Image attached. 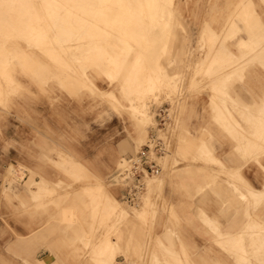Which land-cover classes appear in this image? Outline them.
Instances as JSON below:
<instances>
[{
  "label": "rangeland",
  "instance_id": "1",
  "mask_svg": "<svg viewBox=\"0 0 264 264\" xmlns=\"http://www.w3.org/2000/svg\"><path fill=\"white\" fill-rule=\"evenodd\" d=\"M0 1V264H264V0ZM161 109L160 173L123 203Z\"/></svg>",
  "mask_w": 264,
  "mask_h": 264
},
{
  "label": "built area",
  "instance_id": "2",
  "mask_svg": "<svg viewBox=\"0 0 264 264\" xmlns=\"http://www.w3.org/2000/svg\"><path fill=\"white\" fill-rule=\"evenodd\" d=\"M168 110L158 111L156 130L150 135L148 142L127 161V168L122 176L131 184L123 192V203H130L139 194L143 181L149 177H156L160 173L158 160L167 152L164 140L159 136V131L166 125Z\"/></svg>",
  "mask_w": 264,
  "mask_h": 264
},
{
  "label": "bare ground",
  "instance_id": "3",
  "mask_svg": "<svg viewBox=\"0 0 264 264\" xmlns=\"http://www.w3.org/2000/svg\"><path fill=\"white\" fill-rule=\"evenodd\" d=\"M2 1H3V0H2ZM36 1H37V0H36ZM48 1H49L50 3L53 2L52 5H50V6H53L54 3H55V2H54L55 0H48ZM61 1L64 2V4H65V3H69L70 0H61ZM71 1H73L74 3L76 2V4L79 3V4H77V5L75 6L76 8H80V9H78V10H80V11H83V10L87 11V12H84V11H83V13H86V14H85L86 17H88V14H87V13H90V16H91V10H90L91 8H90L89 5L92 6V3L89 4V1H90V0H71ZM105 1H107V0H103L102 2H105ZM117 1H119V3H120L122 0H121V1H120V0H117ZM141 1H142V0H140V1H136V3L138 2L137 4H141V3H140ZM143 1H144V3H145V0H143ZM245 1H246V0H245ZM0 2H1V1H0ZM39 2H40V0H39ZM115 2H116V1H115ZM115 2H113V3L115 4ZM128 2H129V1H128ZM146 2H147V0H146ZM3 3H4V2H3ZM5 3L7 4V2H5ZM36 3H37V2H36ZM74 3H72V5H73ZM83 3H84V4H83ZM107 3H108V2H107ZM107 3H104L103 6H104L105 4H107ZM121 3H122V2H121ZM125 3H126V2H125ZM147 3H148V2H147ZM15 4H16V2H15ZM17 4H19V3L17 2ZM21 4H22V3H21ZM37 4H38V3H37ZM95 4H97V3H95ZM4 5H5V4H4ZM4 5H3V7H4ZM7 5H8V4H7ZM55 5H56V3H55ZM124 5H125V4H124ZM127 5H128V4H127ZM143 5H145V4H143ZM167 5H168V4H167ZM250 5H251V4H250ZM12 6H13V5H12ZM59 6H60V5H59ZM100 6L102 7V4H101ZM115 6H116V5H115ZM139 6H141V5H139ZM139 6H138V7H139ZM146 6H147V4H146ZM168 6H169V5H168ZM240 6H241V5H240ZM3 7H2V9H3ZM15 7H17V6H15ZM19 7H20V6H19ZM54 7H56V6H54ZM81 7H83V9H81ZM87 7H89V9H88ZM94 7H96V6H92V9H94ZM101 7H100V9H101ZM113 7H114V6H113ZM136 7H137V6H136ZM141 7H142V6H141ZM151 7H152V6H151ZM169 7H170V6H169ZM6 8H7V7H6ZM39 8H40V7H39ZM42 8H44V7H42ZM56 8H57V7H56ZM62 8H63V7H62ZM64 8H65V7H64ZM64 8H63V9H64ZM103 8H104V7H103ZM106 8H108V7H106ZM115 8H116V7H114V9H115ZM123 8H124V6H123ZM126 8H128V6H127ZM8 9H9V8H8ZM47 9H49L48 6H47ZM59 9H60V8H59ZM63 9H62V10H63ZM66 9H67V8H66ZM97 9H98V8H97ZM114 9H113V10H114ZM121 9H122V6H121ZM124 9H125V8H124ZM146 9H147V7H146L145 9H143V7H142L141 10H145V11H146ZM9 10H10V9H9ZM13 10H14V9H13ZM44 10H45V9H42L41 11H44ZM56 10H57V9H56ZM56 10H55V11H56ZM62 10H61V11H62ZM64 10H65V9H64ZM64 10H63V11H64ZM94 10H95V9H94ZM141 10H140V11H141ZM147 10H149V9H147ZM5 11H7V10L5 9ZM5 11H4V12H5ZM18 11H19V10H18ZM23 11H24V10H23ZM47 11H48V10H47ZM63 11H62V12H63ZM67 11H68V10H67ZM67 11H66V12H67ZM71 11H72V10H71ZM74 11H75V8H74ZM74 11H73V12H74ZM80 11H79V12H80ZM89 11H90V12H89ZM103 11H104V10H103ZM103 11H102V12H103ZM114 11H115V10H114ZM128 11H129V9H128ZM128 11H127V12H128ZM149 11H150V10H149ZM152 11H153V10H152ZM24 12H25V11H24ZM31 12H32V11H31ZM57 12H58V11H57ZM59 12H60V11H59ZM59 12H58V14H59ZM73 12H72V13H73ZM77 12H78V11H77ZM92 12H94V11H92ZM98 12H100V11H98ZM98 12H97V13H98ZM116 12H117V10H116ZM118 12H119V11H118ZM118 12H117V13H118ZM130 12H131V10H130ZM130 12H129V13H130ZM141 12L143 13L144 11H141ZM45 13H46V12H45ZM45 13H44V15H45ZM72 13H71V14H72ZM74 13H75V12H74ZM129 13H128V14H129ZM133 13H134V12H133ZM144 13H145V12H144ZM150 13H151V12H150ZM22 14H23V13H21V15H22ZM42 14H43V13H42ZM50 14H51V11H50ZM62 14H63V13H62ZM75 14H76V13H75ZM80 14H82V13L80 12ZM80 14H77V15H80ZM94 14H95V13H94ZM98 14H99V13H98ZM103 14H104V13H103ZM109 14H110V13H109ZM114 14H115V13H114ZM122 14H123V11H122ZM126 14H127V13H126ZM130 14H132V13H130ZM235 14H236V13H235ZM34 15H35V14H34ZM51 15H55V14H51ZM51 15H49V18H50ZM60 15H61V14H60ZM92 15H93V14H92ZM101 15H102V13H101ZM18 16H19V15H18ZM29 16H30V15H29ZM58 16H59V15H58ZM58 16H55V17H58ZM63 16H64V15H63ZM66 16H67V15H66ZM75 16H76V15H75ZM75 16H74V17H75ZM81 16L83 17V15H80V17H79V16H78V17H79V18H82ZM105 16H106V15H105ZM119 16H120V12H119ZM146 16H147V15H146ZM146 16H145V18H146ZM148 16H149V15H148ZM167 16H168V15H167ZM12 17H13V16H12ZM15 17H16V16H15ZM47 17H48V16H47ZM53 17H54V16H53ZM71 17H73V14H72ZM71 17H70V18H71ZM78 17H77V18H78ZM94 17H95V16H94ZM98 17H99V16H98ZM127 17H128V16H127ZM131 17H132V16H131ZM131 17H130V18H131ZM10 18H11V17H10ZM23 18H24V17H23ZM26 18H27V16H26ZM41 18H42V17H41ZM65 18H66V17H65ZM96 18H97V17H95V19H96ZM108 18H109V17H108ZM108 18H107V19H108ZM118 18H119V17H118ZM121 18L123 19V18H125V17H124V16H123V17L120 16V19H121ZM148 18H149V17H148ZM16 19H17V18H16ZM52 19H54V18H52ZM83 19H84V20H83ZM83 19H82V21L84 22V21H85V18H83ZM89 19H90V18H89ZM92 19H93V18H92ZM102 19H103V18H102ZM105 19H106V18H105ZM122 19H121V20H122ZM127 19H128V18H127ZM131 19H132V18H131ZM244 19H245V18H244ZM247 19H248V18H247ZM11 20H12V19H11ZM25 20H26V19H25ZM48 20H49V19L47 18V21H48ZM71 20H72V19H71ZM75 20H76V19H75ZM86 20H88V19H86ZM90 20H91V19H90ZM98 20H101V19L99 18ZM117 20H118V19H117ZM23 21H24V20H23ZM37 21H38V20H37ZM51 21H52V20H51ZM57 21H58V20H57ZM67 21H68V20H67ZM76 21H77V20H76ZM76 21H75V22H76ZM78 21H79V20H78ZM78 21H77V23L79 24L80 22H78ZM80 21H81V20H80ZM82 21H81V22H82ZM96 21H97V19H96ZM129 21H132V20H129ZM246 21H247V20H246ZM13 22H14V21H13ZM19 22H22V21H20V19H19ZM48 22H49V21H48ZM53 22H54V21H53ZM65 22H66V19H65ZM69 22H71V21H69ZM69 22H68V23H69ZM75 22H74V23H75ZM86 22H87V21H86ZM94 22H95V21H94ZM98 22H99V21H98ZM102 22H105V21H102ZM116 22H117V21H116ZM119 22H120V21H118L117 23H119ZM126 22H127V20H126ZM133 22H135V21L133 20ZM133 22H131V23H133ZM23 23H24V22H23ZM25 23H27V22H25ZM44 23H45V22H44ZM50 23L52 24V22H50ZM50 23H49V25L51 26ZM57 23H58V22H57ZM71 23H72V22H71ZM109 23H110V22H109ZM121 23H122V22H121ZM123 23H125V22H123ZM129 23H130V22H129ZM131 23H130L129 25H131ZM37 24H39V23H37ZM45 24H46V23H45ZM84 24H85V23H84ZM84 24H83V25H84ZM89 24H90V23H89ZM91 24H92V23H91ZM102 24H104V23H102ZM106 24H107V23H106ZM136 24H137V23H136ZM136 24H134V25L136 26ZM226 24H227V23H226ZM252 24H253V23H252ZM14 25H16V24H14ZM18 25H19V24H18ZM46 25H47V24H46ZM52 25H54V24H52ZM59 25H60V24H59ZM59 25H58V27H59ZM72 25H73V24H72ZM72 25H71V26H72ZM74 25L76 26L77 24H74ZM79 25H82V23L79 24ZM79 25H77L76 27H80ZM83 25H82V26H83ZM107 25H108V24H107ZM111 25H112V24H111ZM124 25H126V24H124ZM166 25H167V24H166ZM250 25H251V24H250ZM253 25H254V24H253ZM21 26H22V25H21ZM84 26H85V25H84ZM84 26H83V27H84ZM94 26H95V25H94ZM132 26H133V25H132ZM132 26H131V27H132ZM135 26H133V27H135ZM144 26H145V25H144ZM146 26H147V25H146ZM251 26H252V25H251ZM251 26H250V27H251ZM257 26H258V25H257ZM259 26H260V25H259ZM26 27H27V26H26ZM36 27H37V26H36ZM48 27H49V26H48ZM55 27H57V26H55ZM87 27H88V25H87ZM109 27H110V26H109ZM116 27H118V26H116ZM116 27H115V29H116ZM119 27H120V26H119ZM124 27H125V26H124ZM124 27L121 26L120 28H124ZM136 27H137V26H136ZM17 28H18V27H17ZM20 28H21V27H20ZM73 28H74V30H75V27H73ZM73 28H70V31L73 30ZM92 28H93V27H92ZM97 28H98V27H97ZM99 28H100V27H99ZM103 28H104V27H103ZM141 28H142V27H141ZM244 28H245V27H244ZM256 28H257V27H256ZM0 29H1V28H0ZM86 29H87V28H86ZM89 29H90V28H88V30H89ZM126 29H127V28H126ZM247 29H248V28H247ZM6 30H7V29H6ZM20 30H21V29H20ZM30 30H31V29H30ZM54 30H55V29H54ZM74 30H73V31H74ZM84 30H85V27H84ZM84 30L82 29L81 32H83ZM93 30H94V29H93ZM93 30H92V31H93ZM98 30H99V29H98ZM128 30H129V29H127V31H128ZM130 30H131V29H130ZM130 30H129V31H130ZM132 30H133V29H132ZM134 30L136 31V29H134ZM139 30H140V29H139ZM141 30H142V29H141ZM263 30H264V29H263ZM32 31H33V30H32ZM32 31H31V32H32ZM47 31H48V29H47ZM59 31H60V30H59ZM73 31H72V33H73ZM79 31H80V30H79ZM89 31H90V30H89ZM92 31H91V33H92ZM96 31H97V29H96ZM99 31H100V30H99ZM99 31H98V32H99ZM116 31H117V30H116ZM127 31H126V32H127ZM135 31H134V32H135ZM143 31H144V29H143ZM143 31H142V32H143ZM255 31H256V30H255ZM4 32H5V31H4ZM15 32H16V31H15ZM28 32H29V30H28ZM31 32H30V33H31ZM35 32H36V31H35ZM76 32H77V30H76ZM110 32H113V31L111 30ZM121 32H122V31H121ZM131 32H133V31H131ZM134 32H133L132 35H134ZM232 32H233V31H232ZM262 32H263V31H262ZM40 33H41V32H40ZM50 33H51V32H50ZM50 33H49V34H50ZM54 33H55V32H54ZM54 33H53V34H54ZM74 33H75V31H74ZM78 33H79V32H78ZM83 33H84V32H83ZM83 33H82V34H83ZM86 33H87V32H86ZM100 33H101V32H100ZM113 33H114V32H113ZM124 33H125V32H124ZM135 33H136V32H135ZM251 33H252V32H251ZM255 33H256V32H255ZM4 34H5V33H3V35H4ZM63 34H65V31H64ZM93 34H94V33H93ZM102 34H103V33H102ZM121 34H122V33H121ZM139 34H141V33H139ZM145 34H146V32H145ZM0 35H1V34H0ZM3 35H2V36H3ZM58 35H59V34H58ZM79 35H81V33H80ZM103 35H104V34H103ZM116 35H117V34H116ZM124 35H128V34H124ZM223 35H224V34H223ZM225 35H227V34H225ZM34 36H35V35H34ZM82 36H83V35H82ZM85 36H86V35H85ZM100 36H101V35H100ZM256 36H257V35H256ZM75 37H76V39H78V38H77V35H76ZM83 37H84V36H83ZM93 37H94V36H93ZM93 37H92V39H93ZM106 37H108V35H107ZM109 37H110V36H109ZM109 37H108V38H109ZM130 37H131V36H130ZM138 37H139V36H138ZM206 37H207V36H206ZM11 38H12V36H11ZM38 38H39V37H38ZM86 38H88V37H86ZM86 38H85V39H86ZM94 38H95V37H94ZM99 38H100V37H99ZM108 38H107V39H108ZM131 38H132V37H131ZM207 38H208V37H207ZM207 38H206V39H207ZM214 38L216 39V37H214ZM260 38H261V37H260ZM32 39H33V38H32ZM36 39H37V38H36ZM69 39H70V37H69ZM79 39H80V37H79ZM82 39H83V38L81 37V40H82ZM95 39H96V38H95ZM102 39H103V38H102ZM124 39H125V38H124ZM129 39H130V38H129ZM30 40H31V39H30ZM52 40H53V39H52ZM62 40H63V39H62ZM62 40H60V41H62ZM86 40H87V39H86ZM86 40H85V41H86ZM97 40H98V39H97ZM97 40H96V41H97ZM104 40H105V39H104ZM108 40H109V39H108ZM120 40H121V39H120ZM126 40H127V39H126ZM131 40H132V39H131ZM176 40H177V39H176ZM213 40H214V39H213ZM213 40L211 41V43L213 42ZM253 40H254V39H253ZM259 40H261V39H259ZM3 41H4V40H3ZM35 41H36V40H35ZM40 41H41V40L39 39V42H40ZM60 41H59V42H60ZM63 41H64V40H63ZM76 41H77V40H76ZM79 41H80V40H79ZM82 41H83V40H82ZM115 41H116V40H115ZM134 41H135V40H134ZM214 41H216V40H214ZM256 41H257V40H256ZM36 42H37V41H36ZM68 42H69V41H68ZM73 42H74V41H73ZM135 42H136V41H135ZM251 42H252V41H251ZM254 42H255V41H254ZM0 43H1V42H0ZM41 43H42V42H41ZM77 43H78V42H77ZM77 43L75 42V44H77ZM131 43H132V42H131ZM172 43H173V42H172ZM3 44H4V43H3ZM38 44H39V43H38ZM64 44H65V43H64ZM66 44H67V43H66ZM213 44H214V43H213ZM238 44H239V43H238ZM256 44H257V43H256ZM256 44H255V45H256ZM0 45H1V44H0ZM34 45H35V44H34ZM44 45H45V44H44ZM240 45H241V44H240ZM240 45H238V46H240ZM243 45H244V44H243ZM251 45H252V44H251ZM39 46H40V45H39ZM74 46H76V45H74ZM142 46H143V45H142ZM170 46H171V45H170ZM241 46H242V45H241ZM253 46H254V45H253ZM257 46H258V45H257ZM2 47H3V46H2ZM5 47H6V46H5ZM208 47H209V46H208ZM243 47L245 48V47H247V45H246V46H243ZM243 47H240L239 49H242ZM248 47H249V46H248ZM212 48H213V47H212ZM244 48H243V49H244ZM255 48H256V47H255ZM1 49H2V48H1ZM6 49H7V48H6ZM11 49H12V48H11ZM43 49H44V48H43ZM43 49H42V50H43ZM104 49H105V48H104ZM222 49H223V48H222ZM245 49H247V48H245ZM249 49H250V48H248V50H249ZM38 50H39V49H38ZM42 50H41V51H42ZM44 50H45V49H44ZM106 50H107V49H106ZM224 50H225V49H224ZM224 50H223V51H224ZM248 50H246V51H248ZM252 50H254V49L252 48ZM102 51H103V48H102ZM107 51H108V50H107ZM110 51H111V50H110ZM242 51H244V50H242ZM246 51H245V53H246ZM6 52H7V51H6ZM15 52H16V51H15ZM42 52H43V51H42ZM7 53H8V52H7ZM11 53H12V52H11ZM19 53H20V52H19ZM243 53H244V52H243ZM255 53H256V52H255ZM0 54H2V53H0ZM45 54H48V53H45ZM49 54H50V53H49ZM103 54H104V53H103ZM205 54H206V53H205ZM7 55H8V54H7ZM15 55H16V54H15ZM51 55H52V54H51ZM211 55H212V54H211ZM5 56H6V54H5ZM5 56H4V57H5ZM17 56H18V55H17ZM20 56H21V55H20ZM104 56H105V55H104ZM136 56H137V54H136ZM136 56H135V57H136ZM242 56H243V55H242ZM0 57H1V56H0ZM2 57H3V56H2ZM13 57H15V56H13ZM46 57H48V56H46ZM46 57H45V58H46ZM49 57H50V56H49ZM98 57H99V55H98ZM101 57H102V56H101ZM109 57H110V56H109ZM125 57H126V56H125ZM169 57H170V56H169ZM221 57H222V56H221ZM245 57H246V56H245ZM260 57H261V56H260ZM19 58H20V57H19ZM104 58H105V57H104ZM106 58H107V57H106ZM110 58H111V57H110ZM171 58H172V57H171ZM205 58H206V57H205ZM208 58H209V57H208ZM218 58H219V57H218ZM256 58H257V57H256ZM7 59H9V58H7ZM134 59H135V58H134ZM215 59H216V58H215ZM4 60H6V57H5ZM48 60H49V59H48ZM135 60H138V59H135ZM229 60H230V59H229ZM235 60H236V59H235ZM50 61H51V60H50ZM67 61H68V60H67ZM96 61H98V59H97ZM96 61H94V62H96ZM107 61H108V60H107ZM195 61H196V60H195ZM204 61H205V60H204ZM238 61H239V60H238ZM249 61H250V60H248V62H249ZM2 62H4V61H2ZM17 62H18V61H17ZM20 62H21V61H20ZM99 62H100V59H99ZM211 62H212V61H211ZM218 62H219V61H218ZM47 63H48V62H47ZM54 63H55V62H54ZM84 63H85V62H84ZM84 63H83V64H84ZM107 63H108V62H107ZM142 63H143V62H142ZM208 63H209V62H208ZM227 63H229V62H227ZM4 64L6 65V61L4 62ZM57 64H58V63H57ZM59 64H60V63H59ZM69 64H70V63H69ZM96 64H97V62H96ZM104 64H105V63H104ZM109 64H110V63H109ZM109 64H107V65H109ZM122 64H123V63H122ZM124 64H125V63H124ZM124 64H123V65H124ZM210 64H211V63H210ZM232 64H233V63H232ZM5 65H4V67H3V66H2V67L5 68V67H6ZM36 65H37V64H36ZM144 65H145V64H144ZM38 66H39V65H38ZM52 66H53V65H52ZM52 66H51V67H52ZM64 66H65V65H64ZM93 66H94V65H93ZM210 66H211V65H210ZM210 66H209V67H210ZM229 66H230V64H229ZM245 66H246V65H245ZM0 67H1V66H0ZM110 67H112V66H110ZM144 67H145V66H144ZM236 67H237V66H236ZM58 68H59V67H58ZM83 68H84V67H83ZM93 68H94V67H93ZM145 68H146V67H145ZM150 68H151V67H150ZM204 68H205V66H204ZM240 68H241V67H240ZM44 69H46V68H44ZM53 69H54V68H53ZM84 69H85V68H84ZM90 69H91V68H90ZM210 69H211V68H210ZM2 70H3V69H2ZM56 70H58V69H56ZM74 70H75V69H74ZM105 70H106V69H105ZM159 70H160V69H159ZM201 70H203V69H201ZM227 70H229V69H227ZM94 71H95V70H94ZM3 72H4V71H3ZM70 72H71V71H70ZM103 72H104V71H103ZM159 72H160V71H159ZM207 72H208V71H207ZM5 73H7V72H5ZM49 73H50V72H49ZM49 73H48V74H49ZM57 73H58V72H57ZM61 73H62V72H61ZM147 73H148V71H146V73H145L146 76L148 75ZM200 73H201V71H200ZM2 74H4V73H2ZM38 74H39V73H38ZM38 74H37V75H38ZM45 74H46V73H45ZM100 74H101V73H100ZM126 74H128V73H126ZM201 74H202V73H201ZM209 74H210V73H209ZM0 75H1V73H0ZM5 75H7V74H5ZM34 75H35V74H34ZM59 75H60V74H59ZM199 75H200V74H199ZM203 75H204V74H203ZM207 75H208V74H207ZM1 76H2V75H1ZM1 76H0V77H1ZM40 76H41V75H40ZM197 76H198V75H197ZM7 77H8V76H7ZM7 77H6V78H7ZM35 77H36V76H35ZM44 77H45V76H44ZM123 77H124V76H123ZM221 77H222V76H221ZM1 78H3V76H2ZM60 78H61V77H60ZM145 78H146V77H145ZM216 78H217V77H216ZM56 79H57V78H56ZM68 79H69V78H68ZM114 79H116V78H114ZM123 79H124V78H123ZM123 79H122V80H123ZM150 79H151V78H150ZM38 80H39V78H38ZM57 80H58V79H57ZM60 80H62V79H60ZM66 80H67V79H66ZM122 80H121V81H122ZM218 80H219V79H218ZM5 81H6V80H5ZM53 81H55V80H53ZM149 81H150V80H149ZM159 81H160V80H158V82H159ZM6 82H7V81H6ZM68 82H69V81H68ZM124 82H125V81H124ZM151 82H152V81H151ZM2 83H3V82H2ZM38 83H39V82H38ZM61 83H62V82H61ZM66 83H67V82H66ZM9 84H10V82H9ZM57 84H58V83H57ZM160 84H161V83H160ZM6 85H7V84H6ZM61 85H63V83L60 84V86H61ZM124 85H125V84H124ZM4 86H5V85H4ZM64 86H65V85H64ZM70 86H72V85H70ZM0 87H1V86H0ZM73 87H75V85H74ZM153 87H154V86H153ZM64 88H65V87H64ZM70 88H71V87H70ZM75 88H76V87H75ZM77 88H78V87H77ZM144 88H145V87H144ZM147 89H148V88H147ZM150 89H151V88H150ZM149 91H150V90H149ZM143 94H144V93H143ZM145 94H146V93H145ZM144 97H145V96H144ZM127 98H128V97H127ZM138 98H139V97H138ZM129 101H130V100H129ZM132 105H133V103H132ZM140 105H141V104H140ZM145 105H147V104H145ZM235 107H236V106H235ZM223 108H224V107H223ZM220 110H221V109H220ZM135 111H136V110H135ZM226 112H227V111H226ZM141 113H142V111H141ZM145 113H146V112H145ZM221 113H222V112H221ZM147 114H148V113H147ZM227 114H229V113H227ZM141 115H142V114H141ZM215 115H216V114H215ZM229 116H230V115H229ZM136 117H137V116H136ZM142 117H143V116H142ZM137 118H138V117H137ZM145 118H146V116H145ZM215 118H216V117H215ZM224 118L226 119L225 116H224ZM138 119H139V118H138ZM144 120H145V119H144ZM147 121H148V120H147V118H146V122H147ZM224 123H225V122H224ZM230 124H231V123H230ZM145 125H146V124H145ZM226 125H227V124H226ZM222 127H223V126H222ZM235 129H236V128H235ZM224 131H225V130H224ZM238 131H239V130H238ZM256 133H257V132H256ZM258 133H259V132H258ZM253 136H254V135H253ZM253 136H252V137H253ZM231 137H232V136H231ZM252 137H251V138H252ZM247 138H248V137H247ZM254 139H255V138L253 137L252 142H254V141H253ZM258 139H259V136H258V137L256 136V139H255V140L257 141ZM257 142H258V141H257ZM246 143H247V142H246ZM248 143H250V142H248ZM188 144H189V143H188ZM253 144H255V143H253ZM258 144H259V143H258ZM255 145H257V144H255ZM175 146H177V145H175ZM259 146H260V145H259ZM197 147H198V146H197ZM249 147H250V146H249ZM194 148H195V147H194ZM251 148H252V145H251ZM197 149H198V148H197ZM197 149H196V150H197ZM241 149H242V148H241ZM247 149H248V148H247ZM254 149H256V148H254ZM259 149H260V148H259ZM178 150H179V148H178ZM181 150H182V149H181ZM245 150H246V148H245ZM245 150H244V151H245ZM248 151H249V150H248ZM253 151H254V150H253ZM183 152H184V150H183ZM194 152H196V151H194ZM247 153H248V152H247ZM249 153H250V152H249ZM251 155H252V154H251ZM249 156H250V155H249ZM256 156H257V154H256ZM258 157H259V156H258ZM182 159H184V158H182ZM248 159H249V158H248ZM159 160H160V158H159ZM248 161H249V160H248ZM174 163H175V162H174ZM183 163H184V162H183ZM246 163H247V162H246ZM125 168H127V165H126L125 167H121V168H119V170H123V169H125ZM237 171H238V170H237ZM231 173H232V172H231ZM232 175H233V174H232ZM223 179H224V178H223ZM240 179H241V176H240ZM222 181H223V180H222ZM222 181H221V182H222ZM33 183H34V182H33ZM211 183H212V182H211ZM235 183H236V182H235ZM30 184H32V183H30ZM34 184H35V183H34ZM100 184H101V183L97 184V186H99ZM209 184H210V183H209ZM240 185H241V184H240ZM26 186H27V185H26ZM97 186H95L96 189H98ZM210 186H211V184H210ZM222 186H223V185H222ZM99 188H100V187H99ZM206 188H207V187H206ZM206 188H205V190H206ZM39 189H40V188H39ZM249 190H250V189H249ZM94 191H95V190H94ZM98 191H101V189H99ZM208 191H209V190H208ZM242 191H243V190H242ZM240 192H241V191H240ZM241 194H242V193H241ZM206 196H207V195H206ZM206 196H205V197H206ZM238 196H239V195H238ZM212 197H213V196H212ZM239 197H240V196H239ZM206 198H207V197H206ZM214 198H215V197H214ZM101 199H102V198H101ZM103 199H104V198H103ZM194 199H195V198H194ZM211 199H212V198H211ZM147 200H148V199H147ZM218 200H219V199H218ZM199 202H200V201H199ZM203 203H204V202H203ZM203 203H202V204H203ZM116 204H117V203H116ZM202 204H201V205H202ZM215 204H216V203H215ZM249 204H250V203H249ZM220 205H221V204H220ZM113 206H115V204H113ZM116 206H117V205H116ZM118 207H119V205H118ZM142 208H143V207H142ZM196 208H197V207H196ZM114 209H115V208H114ZM144 209H145V208H144ZM245 209H246V208H245ZM112 210H113V209H112ZM115 210H117V208H116ZM139 211H140V210H139ZM143 211H144V210H143ZM147 211H148V210H147ZM247 211H248V210H247ZM203 212H204V211H203ZM116 213H117V212H116ZM116 213H114V214H116ZM247 214H248V213H247ZM138 215H139V214H138ZM118 216H119V215H118ZM246 216H247V215H246ZM248 216H249V215H248ZM107 217H108V216H107ZM141 217L143 218V216H141ZM144 217H145V216H144ZM206 217H207V216H206ZM113 218H115V216H114ZM105 219H106V218H105ZM200 219H201V218H200ZM115 220H117V219H115ZM120 220H121V219H120ZM120 220H119V221H120ZM207 220H208V219H207ZM251 220H253V219H251ZM112 221H113V220H112ZM208 221H209V220H208ZM117 222H118V221H117ZM117 222H116V223H117ZM122 222H123V221H122ZM252 222H253V221H252ZM218 224H219V223H218ZM114 225H115V224H114ZM216 225H217V224H216ZM249 226H250V225H249ZM111 227H112V226H111ZM117 227H118V226H117ZM216 227H217V226H216ZM246 227H247V226H246ZM244 228H245V227H244ZM108 230H109V229H108ZM114 230H115V229H114ZM113 233H114V232H113ZM113 233H112V234H113ZM263 233H264V232H263ZM260 234H261V233H260ZM110 235H111V234H110ZM108 237H110V236H108ZM111 237H112V236H111ZM111 237H110V238H111ZM260 237H261V236H260ZM110 238H109V240H110ZM106 239H107V238H106ZM217 239H218V238H217ZM257 239H258V238H257ZM107 240H108V239H107ZM261 241H263V240H261ZM105 242H106V241H105ZM258 242H259V241H258ZM262 243H263V242H262ZM106 244H107V243H106ZM262 245H263V244H262ZM250 247H251V246H250ZM105 248H106V246H105ZM247 248H248V247H247ZM244 250H245V249H244ZM241 251H242V250H241ZM244 252H245V251H244ZM254 253H255V252H254ZM245 254H246V253H245ZM49 257H50V256H49ZM247 257H248V256H247ZM47 258H48V257H47ZM47 258H46V259H47ZM245 258H246V257H245ZM245 258H244V259H245ZM48 260H49V259H48ZM39 261H40V260H39ZM42 261H44L43 258H42ZM50 261H51V259H50ZM50 261H49V262H50ZM239 261H240V260H239ZM242 261H243V260H242ZM260 261H261V260H260ZM53 263H54V261H53ZM239 263H240V262H239ZM47 264H48V263H47Z\"/></svg>",
  "mask_w": 264,
  "mask_h": 264
},
{
  "label": "crops",
  "instance_id": "4",
  "mask_svg": "<svg viewBox=\"0 0 264 264\" xmlns=\"http://www.w3.org/2000/svg\"><path fill=\"white\" fill-rule=\"evenodd\" d=\"M2 208H3V206L1 204V199H0V215L3 212V210L5 211V209H2ZM14 208H15V205H11V206L8 205V210L7 211H8V217L9 218L7 219L8 222H7V225L6 226H8L9 228H12V229H17V228L20 229L21 228V224H22V222L24 223V221L21 220V219H14V214H11V212H15V209ZM16 211H19V205H17ZM25 221H27V220L25 219ZM1 226L3 227L4 224L1 223V220H0V227ZM18 234L22 236V235H25L26 233L25 232L23 233V232H20L19 231ZM8 242L11 244L12 242H14V238L13 239L11 238ZM42 258L44 259V261H42ZM19 259L20 258H17V257H13V258L11 257V258H9V260H14V263H15L16 260H19ZM50 259H51V261H50ZM36 260H37L38 263L39 262H42L43 264H47V263L48 264H53V261H55V257L51 256L50 254H45V253L42 252V253H40V254L37 255Z\"/></svg>",
  "mask_w": 264,
  "mask_h": 264
}]
</instances>
